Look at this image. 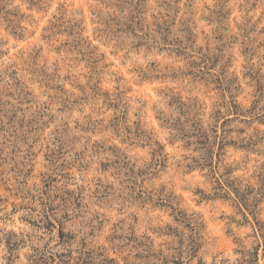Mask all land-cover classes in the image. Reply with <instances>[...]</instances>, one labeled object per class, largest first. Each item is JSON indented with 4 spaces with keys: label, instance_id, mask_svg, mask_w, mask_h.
Masks as SVG:
<instances>
[{
    "label": "rangeland",
    "instance_id": "374dc122",
    "mask_svg": "<svg viewBox=\"0 0 264 264\" xmlns=\"http://www.w3.org/2000/svg\"><path fill=\"white\" fill-rule=\"evenodd\" d=\"M0 264H264V0H0Z\"/></svg>",
    "mask_w": 264,
    "mask_h": 264
}]
</instances>
